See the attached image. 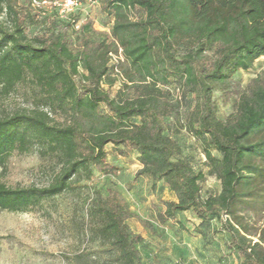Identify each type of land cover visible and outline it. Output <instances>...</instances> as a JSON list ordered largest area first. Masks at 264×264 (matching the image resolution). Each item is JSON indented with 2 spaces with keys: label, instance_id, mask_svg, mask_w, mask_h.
<instances>
[{
  "label": "trees",
  "instance_id": "obj_1",
  "mask_svg": "<svg viewBox=\"0 0 264 264\" xmlns=\"http://www.w3.org/2000/svg\"><path fill=\"white\" fill-rule=\"evenodd\" d=\"M99 1L109 31L96 29L91 17L63 19L55 8L36 13L32 0H0V14L10 21H0V93L30 76L51 110L66 117L56 125L46 112L33 110L0 119V165L11 152L38 146L60 167L44 188L0 182V211H26L95 172L116 174L111 146L120 157L136 153L142 166L136 177H150L174 194L164 209L153 208L160 224L179 213H192L203 224L218 221L228 255L240 264H264V223L253 230L249 214L264 213V70L242 91L235 83L239 72L264 57V0L80 4ZM217 92L235 96L227 120L218 117ZM187 97L194 107L186 129L203 146L209 175L220 183L215 195L203 194V174L183 159L174 138ZM88 217L98 241L94 264H145L138 247L144 239L127 224L136 216L119 191L94 197ZM86 257L80 254L75 264H87Z\"/></svg>",
  "mask_w": 264,
  "mask_h": 264
},
{
  "label": "rangeland",
  "instance_id": "obj_2",
  "mask_svg": "<svg viewBox=\"0 0 264 264\" xmlns=\"http://www.w3.org/2000/svg\"><path fill=\"white\" fill-rule=\"evenodd\" d=\"M49 2L52 1L47 0L46 6L52 8ZM33 9L40 12L38 8ZM73 15L91 17L98 30L110 29L102 1L95 5L82 2ZM0 21H7L10 25L4 14H0ZM28 35L32 37L33 32ZM263 70L264 57L258 59L251 70L239 72L235 76L239 90H244ZM119 87L117 84L113 92ZM171 89L174 97H179L177 85L173 84ZM216 97L218 117L227 120L235 111V96L227 99L225 94L217 92ZM46 102L44 92L32 77L27 76L8 94L0 93V119L17 112L42 110L53 124H65V115L51 110ZM181 106L180 122L176 126L179 132L174 138L183 148V159L203 174V194L215 195L220 191V183L209 175L203 146L186 129L187 116L194 101L191 97L184 98ZM107 150L109 163L118 168L116 174L95 172L90 180L75 181L73 189L45 199L26 211H0V264H75L80 254L90 258L87 264H94L92 257L98 249V241L93 240L90 231L89 208L94 197L100 194L106 198L110 189L123 195L136 216L127 224L133 234L144 239L138 247L145 264H240L238 257L228 255L226 234L217 233L218 221L203 224L192 213H179L174 221L160 224L153 208L157 205L164 209L163 201L175 200L174 194L162 183L154 186L150 177H136L142 168L136 153L120 157L113 147L109 146ZM213 154L217 155L215 151ZM59 170L55 158L34 146L26 152L15 150L5 158L0 165V182L13 189L44 188L53 182ZM249 214L253 230L264 223L263 212L251 211ZM140 220L153 227H145Z\"/></svg>",
  "mask_w": 264,
  "mask_h": 264
},
{
  "label": "built area",
  "instance_id": "obj_3",
  "mask_svg": "<svg viewBox=\"0 0 264 264\" xmlns=\"http://www.w3.org/2000/svg\"><path fill=\"white\" fill-rule=\"evenodd\" d=\"M52 2H49L52 5V8H55L58 10L59 15L63 19H67L69 16L73 15L77 7L80 5V0H51ZM47 0H32V7L38 8L41 10L43 9H49L52 10V8H48ZM80 24L76 27L79 28Z\"/></svg>",
  "mask_w": 264,
  "mask_h": 264
}]
</instances>
